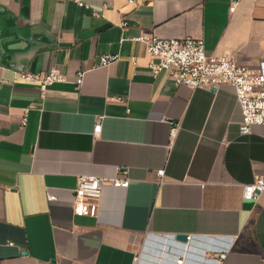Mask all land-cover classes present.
Segmentation results:
<instances>
[{"label":"crops","instance_id":"crops-1","mask_svg":"<svg viewBox=\"0 0 264 264\" xmlns=\"http://www.w3.org/2000/svg\"><path fill=\"white\" fill-rule=\"evenodd\" d=\"M82 2L99 15L71 0H0V264H135L141 253L143 264H167L178 234L205 236L188 264L205 246L226 247L221 264H264V191L242 197L264 174V124L239 133L229 85L154 78L134 39L202 38L207 54L264 74V0H237L233 12L231 0ZM103 54L119 58L94 67ZM53 68L66 81L44 93L16 76ZM81 174L129 183L105 182L96 215L79 216Z\"/></svg>","mask_w":264,"mask_h":264},{"label":"built area","instance_id":"built-area-1","mask_svg":"<svg viewBox=\"0 0 264 264\" xmlns=\"http://www.w3.org/2000/svg\"><path fill=\"white\" fill-rule=\"evenodd\" d=\"M81 8L90 9L92 16L99 13L90 8L82 0H71ZM132 3L134 0H128ZM237 0H231L229 12H233ZM104 3L103 6H107ZM119 25H127L122 20ZM145 45L146 66L150 74L156 78L161 72H166L168 77L176 85H185L190 88L203 87L216 89L222 85H229L233 88L237 103L240 108L241 120L238 125L239 133L247 135L251 133L252 126L264 124V74L256 68L240 64L231 56H216L206 53L202 38H167L146 32L140 33L134 38ZM119 58L118 54H103L99 57L94 67L107 66ZM136 64V58L130 59ZM84 71L77 72L74 83L80 86ZM16 76L23 81L36 83L41 93H44L47 86L55 82H65V75L58 69H50L47 72L34 73L30 71H17ZM119 99V98H116ZM26 111V110H25ZM21 117V125L26 122V113ZM101 128L100 119H97L93 131L99 132ZM175 128L171 129V135ZM156 176L160 179L164 175V169L155 170ZM105 182L113 186L126 187L128 179L121 175L113 177H102L95 174H81L77 177L76 186L73 192L72 212L79 216H95L102 197V186ZM264 191V174L255 176L253 181L244 184L242 197L246 200L256 201ZM48 199H54V195H48ZM204 235L186 234V240L180 241L175 236L170 239L178 244L171 256L172 261L167 264H188L191 255V243L200 242ZM226 247L214 248L205 246L199 248L196 258L198 264H221L226 258ZM166 257V252H165ZM142 253L134 257L135 264H143ZM166 260H169L168 255ZM196 264V263H191Z\"/></svg>","mask_w":264,"mask_h":264},{"label":"water","instance_id":"water-1","mask_svg":"<svg viewBox=\"0 0 264 264\" xmlns=\"http://www.w3.org/2000/svg\"><path fill=\"white\" fill-rule=\"evenodd\" d=\"M175 238L177 240H180V241H185L186 240V234H178L175 236ZM148 251L150 252V255H151L150 257H152V255H158L159 254L158 251L155 249H149Z\"/></svg>","mask_w":264,"mask_h":264}]
</instances>
